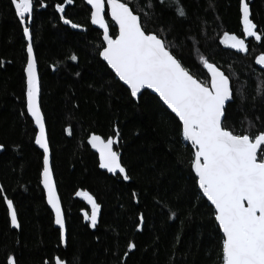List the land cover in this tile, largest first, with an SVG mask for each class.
I'll use <instances>...</instances> for the list:
<instances>
[{"label":"trees","instance_id":"obj_1","mask_svg":"<svg viewBox=\"0 0 264 264\" xmlns=\"http://www.w3.org/2000/svg\"><path fill=\"white\" fill-rule=\"evenodd\" d=\"M248 2L264 33V0ZM58 3L63 0H43L41 7L34 0L28 26L67 242L60 241L41 185L43 153L26 109L27 41L11 0H0V264H7L8 255L15 264H55L57 257L68 264H220L222 234L195 185L189 166L193 149L178 118L148 91L138 101L131 97L99 56L102 33L91 25L84 0L66 4L64 12L56 11ZM177 5L185 16L176 14ZM130 6L148 30L163 29L197 79H209L201 55L229 76L234 98L225 123L230 128L264 130V71L255 64L264 53V38L243 36L239 0H130ZM61 16L81 27L72 28ZM106 18L115 36L117 28ZM224 32L245 39L247 51L221 44ZM117 132L116 150L129 180L101 169L87 142L91 134L107 139ZM77 191H87L101 205L95 227L84 219L91 206ZM4 196L14 203L19 227L11 225ZM129 242L135 245L131 250Z\"/></svg>","mask_w":264,"mask_h":264},{"label":"snow or ice","instance_id":"obj_2","mask_svg":"<svg viewBox=\"0 0 264 264\" xmlns=\"http://www.w3.org/2000/svg\"><path fill=\"white\" fill-rule=\"evenodd\" d=\"M72 2L63 0V3L55 5L56 11L64 12L65 5ZM86 2L91 6V24L103 29V46L99 56L127 85L131 97L136 98L141 89H152L178 118L181 135L193 149L189 166L194 173L195 185L210 202L214 220L222 234L219 242L220 264H264V154L261 152L264 149V130L256 133L248 130L237 132L225 123L226 102L232 99L229 76L201 55L199 60L207 70L209 79H197L184 66L175 46L163 35V29L148 30L141 22L140 13L130 7V0ZM105 3L107 14L118 28L114 38L105 19ZM11 4L22 25L23 36L28 41L24 68L27 77L26 109L37 129L35 144L43 150L41 183L47 203L55 213V224L59 225L60 241L63 243L65 221L50 167L49 143L39 101L40 87L28 26L33 16L34 0H11ZM40 6H45L43 0H40ZM239 11L243 36L261 41L264 33L258 32L257 25L250 18L248 0H239ZM176 14L181 17L186 15L179 5ZM60 18L72 28L81 27L64 16ZM220 43L239 52L247 51L245 39L235 34L224 32ZM71 59L76 60L77 57L73 55ZM256 62L264 66V54L257 56ZM87 142L98 153L101 169L118 173L124 180H129L121 163V153L114 150L118 139L91 134ZM3 147L0 144V149ZM3 191L0 187V193ZM76 195L85 198L91 206V214L85 212L84 219L95 227L101 205L87 191H77ZM3 199L11 225L19 227L13 201L6 196ZM139 219L142 222L143 215ZM140 226L137 224L138 229ZM134 246L129 242L127 248L131 250ZM7 264H15L13 255H8ZM56 264L64 262L57 259Z\"/></svg>","mask_w":264,"mask_h":264},{"label":"water","instance_id":"obj_3","mask_svg":"<svg viewBox=\"0 0 264 264\" xmlns=\"http://www.w3.org/2000/svg\"><path fill=\"white\" fill-rule=\"evenodd\" d=\"M85 1V3L87 4V2H86V0H84ZM87 6L91 9V6L90 5H88L87 4ZM250 6V5H249ZM131 7V6H130ZM33 13H34V11H33ZM250 13H251V7H250ZM106 14H107V5H106V3H105V19H106V21H107V23H108V27H109V33H110V35H112L111 34V29H110V26H109V22H108V20H107V18H106ZM250 18H251V16H250ZM32 19H33V16H32ZM32 19H31V21H32ZM109 19L111 20V18H110V16H109ZM31 21H29L28 22V25H30L31 24ZM112 21V20H111ZM113 22V21H112ZM113 24H114V22H113ZM92 25V24H91ZM115 25V24H114ZM94 28H96V29H98L101 33H102V40H103V29H101L98 25H92ZM116 26V25H115ZM116 28H117V26H116ZM117 32H118V28H117ZM30 33H31V30H30ZM113 38H114V36H113ZM252 37H245V39L246 40H249V39H251ZM254 39V38H253ZM255 40V39H254ZM257 42H260V41H257ZM27 43H28V41H27ZM31 43H32V45H33V40H32V34H31ZM33 52H34V46H33ZM261 54H264V53H260V54H258L257 56H259V55H261ZM256 56V57H257ZM34 58H35V61H36V68H37V76H38V81H39V87H40V95H39V101H40V106H41V79H40V73H39V67H38V64H37V60H36V56H35V52H34ZM102 58V57H101ZM102 60H103V58H102ZM104 61V60H103ZM105 63H106V61H104ZM211 63V62H210ZM107 64V63H106ZM255 64H256V66L258 67V68H260L261 70H263L264 71V66H262V65H260V64H258L257 62H256V58H255ZM217 66V65H216ZM109 67V66H108ZM218 67V66H217ZM110 68V67H109ZM111 69V68H110ZM206 70V69H205ZM111 71L114 73V71L111 69ZM207 71V70H206ZM221 71H223L222 69H221ZM224 72V71H223ZM26 74V73H25ZM115 74V73H114ZM225 74V73H224ZM226 75V74H225ZM117 77V76H116ZM118 78V77H117ZM26 79H27V77H26ZM119 79V78H118ZM122 82V81H121ZM122 84L124 85V86H126V88H127V85H125L123 82H122ZM230 85H231V88H232V82H231V80H230ZM145 91H148V92H150V93H152V94H154V95H156L158 98H159V96H158V94H156L152 89H147V88H145V89H141V92L140 93H138V95H137V97L136 98H134V100L135 101H138L139 100V98H140V96L142 95V93L143 92H145ZM233 88H232V99H231V101H229V102H226V108H227V106H228V104L229 103H231L232 101H233V98H234V96H233ZM160 99V98H159ZM162 101V100H161ZM162 103H163V101H162ZM164 104V103H163ZM165 105V104H164ZM166 106V105H165ZM167 107V106H166ZM168 109V108H167ZM170 112H171V110L170 109H168ZM41 111H42V106H41ZM42 113H43V111H42ZM174 114V113H173ZM44 115V114H43ZM175 115V114H174ZM30 117V116H29ZM31 118V117H30ZM45 118V117H44ZM31 120H32V118H31ZM33 124H34V122H33ZM34 127H35V129H36V126H35V124H34ZM45 127H46V136H47V139H48V143H49V137H48V131H47V126H46V120H45ZM37 130V129H36ZM102 137V136H101ZM114 139H119V138H117V135L115 136V137H113ZM36 145V144H35ZM37 147H38V149L43 153V150L41 149V148H39V146L38 145H36ZM89 146L91 147V145L89 144ZM116 146H118V143L117 144H115L114 145V150H116ZM91 149H92V151L93 152H95L97 155H98V153L96 152V150L95 149H93L92 147H91ZM2 150L3 149H0V153L2 152ZM49 158H50V167H51V170H52V173H53V180H54V183H55V185H56V189H57V184H56V180H55V176H54V172H53V166H52V152H51V148H50V143H49ZM263 150V149H262ZM122 163V162H121ZM103 170H105L106 172H107V170L106 169H103ZM108 174H110V175H113V176H116L117 174H114V173H109V172H107ZM41 185H42V188H43V184L41 183ZM44 189V188H43ZM44 192H45V190H44ZM57 194H58V196H59V198H60V195H59V192H58V189H57ZM45 196H46V192H45ZM46 201H47V196H46ZM60 202H61V198H60ZM210 203V202H209ZM48 204V203H47ZM49 206V208L51 209V211L53 212V210H52V208H51V206L50 205H48ZM61 208H62V212H63V216H64V221H65V241L63 242V245H66V242H67V227H66V219H65V214H64V209H63V205H62V202H61ZM53 215H54V223H55V213L53 212ZM55 227H57L58 229H59V225H56L55 224ZM57 259H59V260H61V261H63L64 262V264H68L67 262H66V260H62V259H60L59 257H57L56 258V260ZM56 264V263H55Z\"/></svg>","mask_w":264,"mask_h":264}]
</instances>
